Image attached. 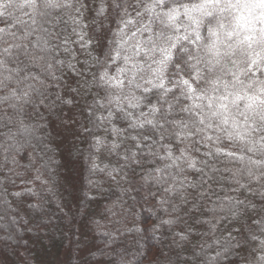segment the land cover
<instances>
[{
  "label": "snow or ice",
  "instance_id": "obj_1",
  "mask_svg": "<svg viewBox=\"0 0 264 264\" xmlns=\"http://www.w3.org/2000/svg\"><path fill=\"white\" fill-rule=\"evenodd\" d=\"M53 124L90 189H155L150 229H124L152 231L153 264H264V0H0V204L36 197L41 226L36 189L8 188L21 159L46 183ZM104 236L76 260L130 264Z\"/></svg>",
  "mask_w": 264,
  "mask_h": 264
},
{
  "label": "trees",
  "instance_id": "obj_2",
  "mask_svg": "<svg viewBox=\"0 0 264 264\" xmlns=\"http://www.w3.org/2000/svg\"><path fill=\"white\" fill-rule=\"evenodd\" d=\"M47 131L51 150L45 158L51 157L58 163H49L50 171L41 169L46 183L32 186L22 183L28 181L29 174H35V167L41 163L37 160L32 170L25 169L20 163L16 171L21 175L14 176L16 185L8 188L9 192L35 188L47 213L44 217L47 225L41 226L38 214L26 207L28 203H36V197L25 196L18 203L9 196L11 208L7 212L0 204V264H70V261L71 264H83L76 260V243L92 239L95 244L103 246L107 231L97 228L93 221L100 223L101 219H106L110 202L127 196L131 202H141L143 218L138 227L150 229L158 214L155 200L149 196L154 188L150 189L137 176L131 186L106 182L99 190L90 189L86 182L88 173L82 160L75 161V151L72 152L75 166L68 163L70 150L74 147L85 150L86 143L74 140L71 133L64 131L59 124H53ZM89 196L94 198L89 200ZM120 240L117 247L130 264H153L154 260H162L157 256L159 244L151 230L121 234ZM229 259L242 264L236 256Z\"/></svg>",
  "mask_w": 264,
  "mask_h": 264
},
{
  "label": "rangeland",
  "instance_id": "obj_3",
  "mask_svg": "<svg viewBox=\"0 0 264 264\" xmlns=\"http://www.w3.org/2000/svg\"><path fill=\"white\" fill-rule=\"evenodd\" d=\"M20 163L22 165L27 164V160L21 159ZM34 173H31L27 176L28 181L32 179ZM32 186L33 184H29ZM141 202L138 200L130 201L128 196L123 200H112L109 204L107 210L106 219H101V224L99 227H102L103 231L112 232L116 234V230L119 229L121 234H128L124 231L125 227H136L141 224L143 218ZM133 209V210H132Z\"/></svg>",
  "mask_w": 264,
  "mask_h": 264
}]
</instances>
